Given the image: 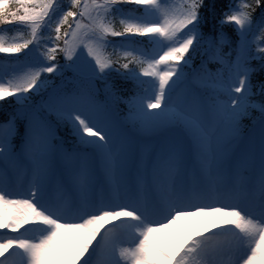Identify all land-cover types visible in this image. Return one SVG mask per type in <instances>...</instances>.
Returning <instances> with one entry per match:
<instances>
[{"label": "snow or ice", "instance_id": "6c2138e0", "mask_svg": "<svg viewBox=\"0 0 264 264\" xmlns=\"http://www.w3.org/2000/svg\"><path fill=\"white\" fill-rule=\"evenodd\" d=\"M0 264H264V0H0Z\"/></svg>", "mask_w": 264, "mask_h": 264}, {"label": "rangeland", "instance_id": "374dc122", "mask_svg": "<svg viewBox=\"0 0 264 264\" xmlns=\"http://www.w3.org/2000/svg\"><path fill=\"white\" fill-rule=\"evenodd\" d=\"M9 35H11V33H9Z\"/></svg>", "mask_w": 264, "mask_h": 264}]
</instances>
